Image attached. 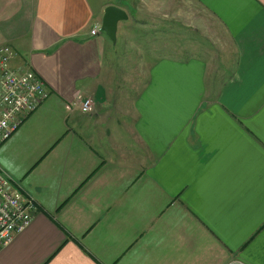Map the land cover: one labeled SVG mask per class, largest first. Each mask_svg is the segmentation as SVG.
<instances>
[{"label":"crops","instance_id":"1","mask_svg":"<svg viewBox=\"0 0 264 264\" xmlns=\"http://www.w3.org/2000/svg\"><path fill=\"white\" fill-rule=\"evenodd\" d=\"M152 1L0 0L49 92L0 147L38 202L0 264H264V0Z\"/></svg>","mask_w":264,"mask_h":264},{"label":"built area","instance_id":"2","mask_svg":"<svg viewBox=\"0 0 264 264\" xmlns=\"http://www.w3.org/2000/svg\"><path fill=\"white\" fill-rule=\"evenodd\" d=\"M95 25L92 35L99 33ZM14 50L9 45L0 46V147L7 142L49 97L41 78L31 69L11 66ZM78 105L84 114L94 111L90 97L79 98ZM38 211V202L0 167V252L25 230Z\"/></svg>","mask_w":264,"mask_h":264},{"label":"water","instance_id":"3","mask_svg":"<svg viewBox=\"0 0 264 264\" xmlns=\"http://www.w3.org/2000/svg\"><path fill=\"white\" fill-rule=\"evenodd\" d=\"M128 19V14L120 7L111 5L106 7L102 19L101 29L113 43L117 42V31L120 22Z\"/></svg>","mask_w":264,"mask_h":264},{"label":"rangeland","instance_id":"4","mask_svg":"<svg viewBox=\"0 0 264 264\" xmlns=\"http://www.w3.org/2000/svg\"><path fill=\"white\" fill-rule=\"evenodd\" d=\"M97 1L98 0H95L96 3H97ZM129 1L132 3L134 10L137 11V0H129ZM152 3H154V1L151 0V2L149 4H152ZM138 56L139 55H137V52H136V50L134 48H129V50H126V51L124 50L123 51L122 57L125 60L130 59V64L131 65H129V69H131V73L136 72L137 71V67L139 68L138 61H137Z\"/></svg>","mask_w":264,"mask_h":264}]
</instances>
